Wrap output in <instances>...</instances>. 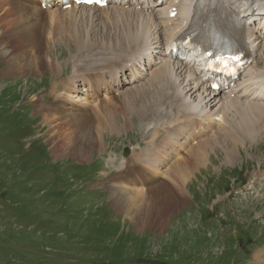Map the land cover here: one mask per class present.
Here are the masks:
<instances>
[{
	"label": "rangeland",
	"instance_id": "1",
	"mask_svg": "<svg viewBox=\"0 0 264 264\" xmlns=\"http://www.w3.org/2000/svg\"><path fill=\"white\" fill-rule=\"evenodd\" d=\"M28 6L21 11L12 0H0V264H254L253 256L264 249V177L260 178L264 176V129L244 133L246 142L240 140L241 151L228 162L220 142H213L203 159L206 166L194 163L181 201L172 193L174 189L170 192L171 183H165L162 171L154 180L139 171L120 178L133 156L149 147L155 128L161 127L155 122L160 119L139 122L135 111L131 118L123 103L131 85L125 83L123 73L120 91L105 96L102 85L98 91L88 88L99 82L101 72H109L102 67L93 75L91 57L92 63L105 66L112 61L107 60L118 56L108 54L120 39L114 20L99 17L91 22L89 12L80 17L75 11L73 16L78 18L62 16L49 38V25L44 26L49 13L34 9L38 4L32 1ZM71 8L60 10L66 13ZM32 9L41 12L40 23H29L34 26L26 31L27 23L20 15ZM19 29L25 35L14 36ZM73 33L89 38L91 42L85 44L91 47L76 51ZM68 35L74 38L69 41ZM51 52L61 65L57 73H52L47 63L46 54ZM257 61L260 67L264 65L260 57ZM80 68L92 76L88 83H79L78 95L84 96L88 90L99 97L81 108L75 102L63 103L56 122L47 126L45 118H52L50 103L64 91V81L73 84L74 71ZM251 101L264 103L258 97ZM97 102L100 112L91 108ZM97 113L112 125L117 119L122 130L107 131L104 138L90 136L97 125ZM216 120L224 126L221 117ZM83 140L89 149L77 153L79 147L84 148ZM120 163L126 165L120 168ZM122 187L148 191L150 196L152 189L162 187L173 198L167 205L154 199L138 203L139 216L121 208V201L112 200ZM152 211L155 214L149 218Z\"/></svg>",
	"mask_w": 264,
	"mask_h": 264
},
{
	"label": "bare ground",
	"instance_id": "2",
	"mask_svg": "<svg viewBox=\"0 0 264 264\" xmlns=\"http://www.w3.org/2000/svg\"><path fill=\"white\" fill-rule=\"evenodd\" d=\"M12 1L21 11L28 10V2L32 1L34 5L38 4V7L32 6L34 9L36 8L48 12L47 18L44 19V22L47 24H44V26L49 25L48 29H50V31L47 30L49 38L52 35V28L57 25V22H62V16H66L67 14L69 17L78 18L73 16L75 11L80 13V17H82L85 12H89L88 18H90V21L99 17H104L106 20L110 21L114 20V25L117 29L116 31L119 33L118 36H120V39L117 44L115 42L116 46H113V48L111 47L112 49H110V51L107 50L109 51L108 54H116L118 56L107 60L112 61L105 66L99 65L96 61V63H92V57L90 56L91 65L94 68L92 72L93 75L102 67H107L109 72H101L102 74L99 78V82L97 81V84L93 88L90 85L88 88L93 91H98L102 85L101 90L104 91L106 87V92L105 94L103 93L105 96L106 94H111L113 91H120V87L124 85L123 79L120 78V74L123 73L126 77L124 81L127 80L125 83L129 84V86L131 85V90H129L131 93L129 96L125 97V102H123L126 103L125 106L130 110L129 112L132 113L131 118L135 111L140 117L139 122L149 123L160 119L155 122L156 126H160L162 129L161 130L159 127L155 128V134H153L148 143L149 147L147 144L148 148H141L139 154L133 156L126 166V170L119 173L122 174L120 178L124 177V173L139 171L141 175L149 173V178L154 180L162 171L161 175L162 177L165 176V183H171L170 192L174 189L172 193L177 196L179 195V197H177L179 200L180 196L182 197L181 199H183L184 194L182 188L191 177L193 166H195L194 163L197 166L204 164L203 159L206 155V150L211 147L213 142H217V144L220 142V147L224 151L225 160L228 162L227 159H232L237 150L241 151V145H239L240 140L246 142L244 133L250 130L252 134H255L264 129V103L251 101L254 97L264 100V65L260 67L259 61H257V58L260 57L264 63V0H252L253 13L249 12L246 16L250 21V35H256L254 42L256 56L249 68L244 72V78L238 84V94L235 97H232L231 94H222V92L215 93L201 80L204 79L205 81V75L203 74L204 65L201 60L204 57V52H199L193 44L189 52L191 54L188 55L186 60H173L168 54L173 48L171 43L177 41V39L184 38L183 34L178 35L183 30L184 23H190L194 20L193 9L196 0H108V6L104 8L96 6H74L69 11H66V13L60 10L63 4L59 0ZM43 3H47L48 5L45 10L42 8ZM174 8H177L176 17L170 18L173 13L172 9ZM34 9L30 10L28 12L29 14L24 12L20 15L21 20L27 23L25 24L26 31H32V27L34 26L29 23H40L37 18L41 16V14H39L41 12H36ZM82 12L84 13L82 14ZM13 13L17 16L15 11ZM120 21H122V23ZM73 27H75V25ZM120 29L122 34H120ZM63 31H61V33H63ZM70 31H72L71 28L69 32ZM80 32L82 31L80 30ZM25 33V31L23 32L22 29H19L16 30L14 36L25 35ZM56 34L57 33H55V35ZM55 35L54 38H57ZM74 35H72V37ZM77 35H75V37H77L76 40H73L77 46V50H75L82 52L83 50L89 49L91 46L85 44V42H91V40ZM66 37L67 39H72L69 35ZM117 37L115 41H117ZM214 37L215 35L210 36L207 42ZM65 42L67 41L65 40ZM106 44L107 43H105L104 48L107 46ZM205 45L206 44L203 46ZM53 57L54 53L52 54V52L46 54L49 69L53 71L52 73H57L61 70V65L55 62L56 60H54ZM107 61L101 62L100 64H104ZM198 71L200 72L199 74H197ZM92 74H87V70L85 71L83 68H80L79 71L75 69L74 75L72 76L74 80L73 84H69L67 81L63 80L64 83L62 85L64 86V91L59 95L58 92L56 102L50 103L53 104V106L49 108L48 112H50L52 118H47V115L45 116L46 125L56 122L55 117L61 113L63 107L60 106L63 103L68 104L69 102H75L76 105L81 108V106L86 107L96 101L95 98L99 97L98 93L92 94L90 91L86 90L84 96L78 95L81 91L79 89V83L81 85H83V83H88L90 79L89 76H92ZM57 86L58 84H55L53 90H56ZM227 86H230V82H227ZM169 87L174 90V92L170 91L171 89L169 90ZM57 91L58 90L55 92ZM227 93H233L232 88H229ZM136 95L138 97H136ZM91 98H93V100ZM168 106H170V108H166ZM91 108H93L94 111L100 112L99 102ZM168 114H170V117L166 118ZM217 117H221L224 126L216 123V121L219 120H216ZM94 118H96L97 125L95 127L93 126L94 129H92L90 136L96 134L95 136H100L101 138L102 135V138H104L107 131L116 133L115 131L122 130L118 129L117 124L119 123H117V119H114L116 124L112 125L110 119L102 118L99 113L95 114ZM72 120L74 119H70L69 121ZM75 121L81 122V119H75ZM100 123L104 124L106 127ZM218 132L223 133L222 138H219L221 133L218 134ZM250 137L253 138V136ZM158 138L162 139L160 143L158 142ZM156 145H158L157 148L152 149V147ZM83 147L84 148L79 147L77 153L86 151L84 150L88 147L86 141H84ZM168 150H170V152ZM164 151L166 152L165 155H163ZM170 154L172 156H170ZM205 160L209 161L207 158ZM238 161L240 160L238 159ZM120 164V168L126 165V163ZM204 165L206 166V164ZM261 177L264 176L260 175V178ZM114 191L113 189L112 193H114ZM146 192L139 189H130V191H127L126 188L122 187L120 193L115 192L112 195V200L115 203L121 201V208L127 209L129 213L136 212L137 214H135H139L140 216L141 208L138 209V203L145 204L147 203V199H154L155 201L159 200L158 203L167 205L173 198V196L167 192V189H163L162 187L152 189V196H150V193ZM153 214H155V212H150L148 217L150 218ZM253 259L256 262H254V264H264V249L258 251L256 255L253 256Z\"/></svg>",
	"mask_w": 264,
	"mask_h": 264
},
{
	"label": "water",
	"instance_id": "3",
	"mask_svg": "<svg viewBox=\"0 0 264 264\" xmlns=\"http://www.w3.org/2000/svg\"><path fill=\"white\" fill-rule=\"evenodd\" d=\"M127 153H128V149L125 150V155H127Z\"/></svg>",
	"mask_w": 264,
	"mask_h": 264
}]
</instances>
